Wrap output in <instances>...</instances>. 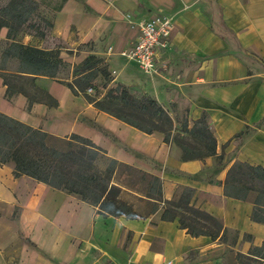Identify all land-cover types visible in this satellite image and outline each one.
<instances>
[{
  "label": "crops",
  "instance_id": "0c3cea01",
  "mask_svg": "<svg viewBox=\"0 0 264 264\" xmlns=\"http://www.w3.org/2000/svg\"><path fill=\"white\" fill-rule=\"evenodd\" d=\"M35 1L51 14V35L73 51H61L64 61L73 65L94 53L106 59L115 81L151 95L163 108L174 103L191 120L207 113L225 166L215 170L213 157L181 161L170 154L162 133L135 130L50 79L41 85L58 106L35 102L27 111L24 95L4 99L0 77V112L55 136L79 134L112 158L158 175L165 200L181 186L193 188L194 206L236 232L237 242L193 237L176 220L162 221L159 211L139 218L102 216L75 195L15 177L8 163L0 165V264H237V253L264 243V225L250 220L252 201L223 183L237 160L264 167V0ZM160 14L172 20L171 46L156 55L167 68L145 76L118 51L138 35L129 21ZM6 32L0 29V42ZM89 42L92 49L76 53L77 45ZM109 46L113 53L106 52ZM236 141L243 143L231 156Z\"/></svg>",
  "mask_w": 264,
  "mask_h": 264
},
{
  "label": "trees",
  "instance_id": "16d2710c",
  "mask_svg": "<svg viewBox=\"0 0 264 264\" xmlns=\"http://www.w3.org/2000/svg\"><path fill=\"white\" fill-rule=\"evenodd\" d=\"M42 11L35 0H6L0 5V29L7 28L6 38L0 42L4 99L11 101L22 94L27 98V111L35 102L56 108V99L41 85L42 79H50L130 126H144L148 134L162 133L163 142L179 150L181 161L213 157L215 170L223 169L224 155L216 152L217 141L207 113L201 112L189 120L185 111L173 120L154 97L115 81L106 59L90 53L71 65L60 58L63 49L73 54L62 41L47 47L24 43L26 35L44 42L51 33L52 19ZM77 46L76 53L90 50L93 45L89 42ZM63 72L67 77H61ZM245 132L246 129L236 133L231 140L239 139ZM8 163L13 164L15 177L25 175L75 195L96 207L102 216L139 218L159 211L162 221L176 220L179 228L193 237L203 235L225 244L229 239L232 245L237 242L236 232H230L217 217L194 206L193 188L181 186L178 194L165 200L163 181L158 175L112 158L102 146L79 134L55 136L0 112V165ZM223 183L253 193L250 220L264 225V167L237 160L228 168ZM124 192L135 194L136 199H123ZM142 203L143 209L139 207ZM235 256L237 264H264V243Z\"/></svg>",
  "mask_w": 264,
  "mask_h": 264
},
{
  "label": "built area",
  "instance_id": "2783aa9c",
  "mask_svg": "<svg viewBox=\"0 0 264 264\" xmlns=\"http://www.w3.org/2000/svg\"><path fill=\"white\" fill-rule=\"evenodd\" d=\"M130 20V16L126 17ZM131 28L137 29L133 45L121 49L118 55L134 62L140 72L145 75L162 74L167 68L166 63H159L157 53L171 46L172 20L164 15H155L139 21H129ZM107 53H113L112 46L107 47ZM113 73V72H111ZM114 74V73H113ZM91 89L88 91L91 93Z\"/></svg>",
  "mask_w": 264,
  "mask_h": 264
},
{
  "label": "rangeland",
  "instance_id": "374dc122",
  "mask_svg": "<svg viewBox=\"0 0 264 264\" xmlns=\"http://www.w3.org/2000/svg\"><path fill=\"white\" fill-rule=\"evenodd\" d=\"M6 0H0V5H2L4 2H5ZM43 10V9H42ZM43 12V15L45 16H47L48 18H51L52 19V17H51V14L49 13V12H47L46 10L44 11H42ZM33 44H37V45H40V46H42V47H47V46H54V45H57V44H59V40L58 39H56V38H54L52 35H51V33L48 35V37L46 38V40L44 41V42H38L37 41V39H34L33 40V42H32ZM166 70V69H165ZM165 70H163L162 72H165ZM145 75V74H144ZM145 76H148V75H145ZM61 77H67V73L66 72H63L62 74H61ZM42 82H43V84L44 83H47L48 81L47 80H42ZM133 91L134 90H136V91H138L139 93H144V92H142V91H140V90H138V89H136V88H132V87H130ZM175 104L174 103H171V104H169V108H165L167 111H168V113H169V111L171 110L172 112H173V114H170L171 115V117L173 118V120H175V118L176 117H182L184 114H183V112H185V111H187V114H188V110L187 109H178L177 110V108L175 109ZM189 115V114H188ZM122 120V119H121ZM120 120V121H121ZM189 120H191L190 119V115H189ZM123 121V120H122ZM124 122V121H123ZM127 124V123H126ZM130 126V125H129ZM132 128H134L135 130L137 129V130H140V131H142V132H145L146 134H148L147 133V130H146V128L144 127V126H140V129H138V128H135V127H133V126H131ZM251 127V128H250ZM249 128H248V134H250L251 133V131H254V128L252 127V126H250ZM245 138V137H244ZM243 138V139H244ZM242 139V140H243ZM244 141H245V139H244ZM236 143L237 144H235V146H236V148L235 149H233L232 150V152H231V156H236V153H237V151L239 150V147H240V145H242V143H243V141H236ZM170 148H171V150H170V154L172 155V156H174V157H176V158H180L179 157V150L174 146V145H170ZM224 158H225V156H224ZM214 162L216 163V159L214 158ZM246 162H248V163H250V164H255V162L254 161H246ZM232 191L234 192L233 193V195H235V196H237V197H239V198H242V199H249V200H253V193H251V192H249V191H245V190H242V189H235V188H232ZM176 194H178V189L175 191V195ZM123 199H127V200H135L136 199V195L135 194H133V193H126V192H124V194H123ZM136 206H138V204L136 205ZM139 207H141V209H143V207H144V203H142V204H140L139 205ZM227 236L230 238L231 237V233H228L227 234Z\"/></svg>",
  "mask_w": 264,
  "mask_h": 264
}]
</instances>
